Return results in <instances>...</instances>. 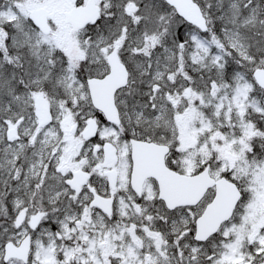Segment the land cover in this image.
<instances>
[{
    "label": "snow or ice",
    "instance_id": "6c2138e0",
    "mask_svg": "<svg viewBox=\"0 0 264 264\" xmlns=\"http://www.w3.org/2000/svg\"><path fill=\"white\" fill-rule=\"evenodd\" d=\"M0 264H264V0H0Z\"/></svg>",
    "mask_w": 264,
    "mask_h": 264
}]
</instances>
